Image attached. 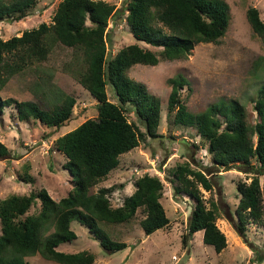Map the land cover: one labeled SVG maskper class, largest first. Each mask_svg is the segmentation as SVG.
Segmentation results:
<instances>
[{
  "label": "trees",
  "instance_id": "trees-1",
  "mask_svg": "<svg viewBox=\"0 0 264 264\" xmlns=\"http://www.w3.org/2000/svg\"><path fill=\"white\" fill-rule=\"evenodd\" d=\"M39 0H0V21H20L30 15ZM117 8L104 0H62L52 23H41L20 36H0V91L11 77L37 61H45L52 43L80 48L85 68L78 74L80 83L98 101V115L55 140V147L67 161L64 168L71 175L73 187L67 196L55 200L46 188L29 194H11L0 199V264H32L28 256L40 253L61 264H92L96 256L89 251L64 252L58 249L78 235L72 222L85 225L108 252L126 249L128 244L113 239L99 225L125 223L143 209L141 226L146 234L170 224L161 201L165 183L158 175L146 172L135 181V190L123 204L113 206L110 193L115 186L91 189L119 167L121 156L148 138H158L162 119L160 97L148 86L129 76L136 64L157 65L162 60L188 56L199 43H218L231 23V7L226 0H123ZM125 14L135 42L121 47L115 55L109 51L110 20ZM247 18L254 33L264 36V19L258 8L250 7ZM168 117L172 124L193 128L212 156L213 166L231 169L243 165L252 175L250 182H238L239 203L234 222L238 233L245 236L251 223L264 225V85L255 98L257 120L248 122L246 106L238 100L218 101L202 112L189 110L181 90L190 84L182 74L169 79ZM108 87L115 100L110 98ZM61 103L45 109L33 100H17L0 95V114L14 106L22 121L35 120L50 128H60L73 115L74 96L61 95ZM134 115L136 120H132ZM195 147L199 148L195 144ZM11 149L0 140V160L9 158ZM24 167L19 179L34 182ZM161 169V167H160ZM176 196H189L193 209L183 244L187 246L198 231L203 241L217 253L228 245L225 233L217 224L218 202L210 206L200 189L212 191L216 182L212 168L199 167L195 157L179 163L171 172ZM40 202L39 211L29 214ZM264 262V254H256Z\"/></svg>",
  "mask_w": 264,
  "mask_h": 264
},
{
  "label": "rangeland",
  "instance_id": "rangeland-1",
  "mask_svg": "<svg viewBox=\"0 0 264 264\" xmlns=\"http://www.w3.org/2000/svg\"><path fill=\"white\" fill-rule=\"evenodd\" d=\"M60 1L39 0L26 18L0 21V36L9 39L43 22L52 23ZM104 1L115 4L119 9L124 4L123 0ZM226 1L230 4L232 18L227 33L218 43H199L188 56L181 59L162 60L154 66L136 64L130 68L129 76L144 82L150 92L161 99V136L148 138L123 154L119 167L91 189L96 193L102 187L114 185L110 200L113 206H120L125 197L135 190L138 177L146 172L158 175L165 183L161 201L170 224L146 234L141 226V220L145 217L143 209H139L135 217L125 223L99 222L100 227L113 239L128 244L126 249L108 252L85 225L73 221L71 226L78 237L72 242L60 244L59 250L69 253L89 251L96 256L92 264H264L256 258L258 252L264 254V225L251 223L245 236L240 235L234 225L240 195L238 182H250L252 175L246 172L247 168L243 165L221 171L212 167V156L203 147L195 129L176 126L168 117L169 79L182 74L190 82L181 90L190 111L198 113L214 102L238 100L246 106L248 122H256L258 115L254 100L264 85V36L253 32L247 11L250 7H256L264 19V0ZM108 31L112 55L136 41L125 14L114 16ZM85 65L80 48L54 42L45 61L35 60L11 77L1 89L0 95L4 98L33 100L50 110L61 103L62 93L74 96L77 103L72 118L60 128H50L35 120L22 121L14 106L7 107L0 114V140L12 152L9 158L0 160V199L46 188L55 200H60L71 191L72 177L64 168L67 157L55 147V140L98 115V101L78 78ZM108 92L110 98L115 100L110 87ZM131 119L136 120V117L132 115ZM191 156L195 157L199 167L212 168L215 173L212 176L216 182L214 189L207 191L202 186L200 189L208 206L212 201L219 205L217 224L228 241L227 247L220 253L204 243L203 231L196 232L187 246L183 244L193 203L189 196H176L170 180L174 178L171 172L175 166ZM27 164L31 167L29 172L34 176V182L19 179ZM260 181L263 185L264 175L260 176ZM40 207V202H37L29 214L39 211ZM26 260L32 264H61L44 258L40 253L26 257Z\"/></svg>",
  "mask_w": 264,
  "mask_h": 264
}]
</instances>
